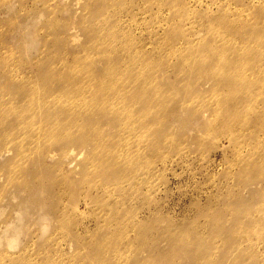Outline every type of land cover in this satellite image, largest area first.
<instances>
[{
  "label": "rangeland",
  "instance_id": "obj_1",
  "mask_svg": "<svg viewBox=\"0 0 264 264\" xmlns=\"http://www.w3.org/2000/svg\"><path fill=\"white\" fill-rule=\"evenodd\" d=\"M0 264H264V0H0Z\"/></svg>",
  "mask_w": 264,
  "mask_h": 264
}]
</instances>
